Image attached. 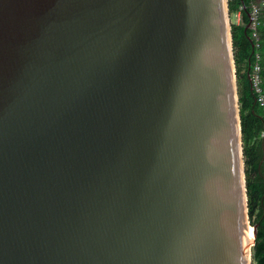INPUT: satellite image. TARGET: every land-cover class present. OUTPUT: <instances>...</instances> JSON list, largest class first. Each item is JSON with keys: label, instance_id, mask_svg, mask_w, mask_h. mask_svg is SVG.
<instances>
[{"label": "water", "instance_id": "95a60500", "mask_svg": "<svg viewBox=\"0 0 264 264\" xmlns=\"http://www.w3.org/2000/svg\"><path fill=\"white\" fill-rule=\"evenodd\" d=\"M245 166L229 0H0V264H253Z\"/></svg>", "mask_w": 264, "mask_h": 264}, {"label": "trees", "instance_id": "16d2710c", "mask_svg": "<svg viewBox=\"0 0 264 264\" xmlns=\"http://www.w3.org/2000/svg\"><path fill=\"white\" fill-rule=\"evenodd\" d=\"M257 0H229L231 13L240 14V23L234 24L233 42L239 84L242 132L244 142L246 179L250 219L258 226L256 243L253 246V264H264V109L258 101L251 75L257 49L252 30L247 29L249 14ZM261 50L264 55V14L260 27ZM264 88V57H263Z\"/></svg>", "mask_w": 264, "mask_h": 264}, {"label": "built area", "instance_id": "2783aa9c", "mask_svg": "<svg viewBox=\"0 0 264 264\" xmlns=\"http://www.w3.org/2000/svg\"><path fill=\"white\" fill-rule=\"evenodd\" d=\"M245 8L241 6L239 14L244 10ZM262 25V9L261 7L256 3L253 4L252 11L250 13V28L252 30V38L255 42V47L257 49L256 53V60L253 66V71L251 75L252 85L255 90V92L258 95V101L260 105L264 109V88H263V53L261 50V36H260V27ZM264 136V133H263Z\"/></svg>", "mask_w": 264, "mask_h": 264}, {"label": "rangeland", "instance_id": "374dc122", "mask_svg": "<svg viewBox=\"0 0 264 264\" xmlns=\"http://www.w3.org/2000/svg\"><path fill=\"white\" fill-rule=\"evenodd\" d=\"M262 16H263V14H262ZM238 23H240V14L239 13H231V24H232V27H233L234 24H238ZM253 221H254V219L251 220V223ZM252 253H253V250H252Z\"/></svg>", "mask_w": 264, "mask_h": 264}, {"label": "crops", "instance_id": "0c3cea01", "mask_svg": "<svg viewBox=\"0 0 264 264\" xmlns=\"http://www.w3.org/2000/svg\"><path fill=\"white\" fill-rule=\"evenodd\" d=\"M257 4L261 7L262 14H264V0H257Z\"/></svg>", "mask_w": 264, "mask_h": 264}, {"label": "bare ground", "instance_id": "6f19581e", "mask_svg": "<svg viewBox=\"0 0 264 264\" xmlns=\"http://www.w3.org/2000/svg\"><path fill=\"white\" fill-rule=\"evenodd\" d=\"M250 233H251V234H250V237H251V239H253V237H254L253 228L250 229Z\"/></svg>", "mask_w": 264, "mask_h": 264}]
</instances>
